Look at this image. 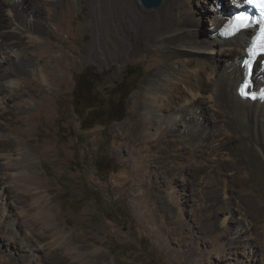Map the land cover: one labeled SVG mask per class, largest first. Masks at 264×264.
Listing matches in <instances>:
<instances>
[{"label": "rangeland", "instance_id": "1", "mask_svg": "<svg viewBox=\"0 0 264 264\" xmlns=\"http://www.w3.org/2000/svg\"><path fill=\"white\" fill-rule=\"evenodd\" d=\"M188 1L165 0L161 8L147 10L139 0H60L39 45L29 42L26 34L5 28L4 36H8L2 39L13 50L0 59V71L16 67V51L30 53L40 63L33 66L28 57L21 60L18 73L11 75L20 83L14 91L17 97L8 106H0V126L7 135L0 140V151L6 152L8 139L25 143L32 152V157L18 163L16 171H22L18 180H10L7 216L0 199V264H74L70 256L49 254L47 243L63 241L77 247L86 237L95 240L87 251L99 250L97 254L106 259L102 264H264V176L254 153L239 148L228 162L223 160L231 165L228 172L217 175L218 168L207 166L201 179L196 173L199 168L192 166L217 163L219 167L221 162L220 156L213 159V146L198 157L194 152L198 139H185L159 118L147 116L161 113L158 103L162 100L155 97L163 93L148 79L172 62L169 51L176 49L166 42L168 12L164 8L175 2L186 6ZM190 2L201 9L216 4L215 0ZM224 2L228 7L231 0ZM38 3L45 8L42 0ZM182 13L175 11V18ZM4 14L2 8V21L7 23ZM210 14L204 13L206 25L195 21L193 28L210 31L214 24ZM215 58L216 67L221 68L223 57ZM137 64L144 68V76L129 98L128 117L107 131L102 126L83 131L74 110L75 76L90 65L108 74L105 80L112 82L121 79L128 65ZM6 81L0 80V86ZM180 93H173L176 105L170 104L164 114L179 105ZM19 101L25 106L20 107ZM102 156L104 172L97 167ZM231 177L233 182L226 188L224 181ZM32 180L40 186L50 216L27 227L32 217L30 202L17 209L14 199L20 187ZM207 182L211 185L205 186ZM20 210L23 216L18 217ZM14 218L19 243L9 233V221ZM28 228L45 236L46 247L33 257L28 248L22 249Z\"/></svg>", "mask_w": 264, "mask_h": 264}, {"label": "bare ground", "instance_id": "2", "mask_svg": "<svg viewBox=\"0 0 264 264\" xmlns=\"http://www.w3.org/2000/svg\"><path fill=\"white\" fill-rule=\"evenodd\" d=\"M30 1L32 5H29L27 0H7L9 3L0 4V59L2 60L5 58V54L9 49L13 50L12 45L10 43H5V40H3L4 38L7 39L8 36L7 34L4 36L5 28H12V30L19 31L21 34H26L29 42L39 45L48 32L49 22L57 10V4L60 2V0H42L45 5L43 9L38 3L39 0ZM190 1L191 0L188 1L186 6L184 5L186 3L178 4L175 2L172 5L168 4V8H164L165 11L168 12L166 18L167 24L166 26L164 25L167 36L166 42L175 46L176 49H170L169 51L172 62L154 72L148 79L149 85L157 87L158 90H161L163 93L158 92L159 94H156L155 97L158 100H162L160 103L157 102L161 113L157 112L154 116H147L151 120L155 117L159 118L158 120L165 122L170 129L178 131L180 133L179 135L185 139L190 137L198 139L200 144L194 149L198 157H202L199 153H204L210 145L213 146V149H211L212 157L216 159V157L220 156L221 162L218 164L219 167L217 163L205 164L203 167L191 165L192 168H199L196 170V173L201 176V179L204 169L207 166L218 168V171H216L217 175L228 172L231 165L228 163L224 165L223 160L228 162V158H231L230 156L236 153L239 148L244 149L245 152L254 153V161L261 163L258 167L261 174L264 176V104L259 101L252 102L242 99L237 93L239 84L244 78V70L241 68L240 62L245 57V50L252 35L251 30H243L232 38L222 39L218 35V30L223 23L227 21V15L230 10L233 9L230 2L227 7L224 0H215V5L210 4V6L206 8L202 7L201 9L200 7L196 8V4L193 5ZM217 3L223 4V11L218 9L219 6ZM2 8L7 16V23L2 21ZM175 11H184L185 13H182L180 18H175ZM204 13H211L209 16L214 23L213 28L208 32H200L192 26L195 21V24L201 22H204L203 25L207 24L203 21ZM14 54L16 58L14 65H16V67H14V69H6V73L0 71V80L5 79L8 83L7 85L0 86V106L2 107L8 106L14 100V97H17L14 91L20 87V83L13 81L11 75L13 72L17 71L16 69L21 65V60L28 57L29 63L33 66L40 63V60L34 59L33 56H29L30 53L28 55L23 50L21 52L16 51ZM187 54L194 55L195 59L183 58L187 56ZM219 55L224 59L221 68H217L215 65L217 59L215 56ZM34 71L38 72V70H32V72ZM255 71V79H257L259 77L258 72H260L259 68L256 67ZM41 73L42 80L46 81L48 78L46 73L44 74L43 70ZM178 92L182 94L181 98H178L179 105L173 106L168 113L164 114L163 110L170 104L171 106L175 104L176 99L173 93ZM228 95H231L230 104L227 103ZM139 100L141 99L139 98ZM18 105L23 107L25 103L19 101ZM250 126H252L251 129ZM167 127L162 128L156 136L159 138ZM6 137L7 135L0 126V140ZM4 142L7 144L5 147L6 152L0 151V199L3 200L4 204V216H7L6 214L11 204L5 203V197L7 193H11L9 191L10 180L12 178L15 181L18 180L19 174L22 173L21 170L16 171L18 163L26 158L32 157V152L29 146L25 145L23 142L14 143L13 141L9 142L8 139ZM246 168V166H243L244 170ZM187 177H185L184 181L188 184L189 177ZM232 177L224 181L226 188L233 182ZM206 185L210 186L211 183L207 182L205 186ZM20 189L22 191L18 193L15 197L16 199H14V208L18 209L20 205L22 206L30 202L32 217L29 221H26V226L35 227L39 225L41 220L49 218L50 214L46 209L44 195L37 181L32 180L25 183ZM245 200L251 201L249 198ZM245 208V211H250L248 207ZM22 214L23 210L16 212V216L18 217L23 216ZM15 218L9 221V233L11 240H14L13 242L15 243H19V240L15 237V235L19 233L17 231V220ZM225 222L226 221L223 219L222 223ZM59 236L63 238L64 234L60 232ZM44 238L45 236L42 234H38L28 228L24 237L26 246H22V249L28 248L29 251H27V253H29L30 256H37L36 254L43 249V246L46 247L43 243ZM79 238L81 239V237ZM94 244L95 240L92 237H86L83 243L77 247L63 241L61 243L53 242L52 246H49L50 244L47 243V247L48 249L51 248L49 254L61 256L65 259H69L68 256H70V259L76 260L74 264L105 263L106 259L97 254L99 250H95L91 253L87 251V249L92 248Z\"/></svg>", "mask_w": 264, "mask_h": 264}, {"label": "trees", "instance_id": "3", "mask_svg": "<svg viewBox=\"0 0 264 264\" xmlns=\"http://www.w3.org/2000/svg\"><path fill=\"white\" fill-rule=\"evenodd\" d=\"M141 64L128 65L120 80L108 81L97 68L86 65L75 76V112L81 118V128L89 131L97 126L107 131L115 122L128 117V101L144 76ZM105 156L97 158L98 169L104 172ZM84 190V189H83ZM97 200V199H96ZM104 211V210H103Z\"/></svg>", "mask_w": 264, "mask_h": 264}, {"label": "snow or ice", "instance_id": "4", "mask_svg": "<svg viewBox=\"0 0 264 264\" xmlns=\"http://www.w3.org/2000/svg\"><path fill=\"white\" fill-rule=\"evenodd\" d=\"M246 3L258 8L260 10L261 16L264 17V0H245ZM249 17L246 15H237L234 21L229 25V32L231 34L238 33L240 30L245 29L249 26ZM264 56V28L261 29L260 35L254 42L253 47L250 51L251 59L244 61L245 65L250 71L254 72L253 61L259 57ZM245 88H249V85H245ZM248 93L245 92V95ZM264 96V93H261Z\"/></svg>", "mask_w": 264, "mask_h": 264}, {"label": "water", "instance_id": "5", "mask_svg": "<svg viewBox=\"0 0 264 264\" xmlns=\"http://www.w3.org/2000/svg\"><path fill=\"white\" fill-rule=\"evenodd\" d=\"M142 6L147 10L159 9L165 0H139Z\"/></svg>", "mask_w": 264, "mask_h": 264}]
</instances>
